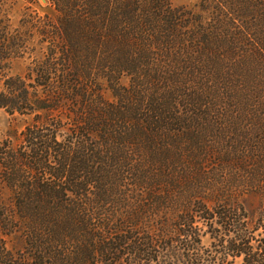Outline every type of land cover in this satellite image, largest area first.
I'll return each instance as SVG.
<instances>
[{
  "label": "trees",
  "instance_id": "1",
  "mask_svg": "<svg viewBox=\"0 0 264 264\" xmlns=\"http://www.w3.org/2000/svg\"><path fill=\"white\" fill-rule=\"evenodd\" d=\"M48 3L0 0V264H264V0Z\"/></svg>",
  "mask_w": 264,
  "mask_h": 264
},
{
  "label": "rangeland",
  "instance_id": "2",
  "mask_svg": "<svg viewBox=\"0 0 264 264\" xmlns=\"http://www.w3.org/2000/svg\"><path fill=\"white\" fill-rule=\"evenodd\" d=\"M198 0H171L173 7L181 6H193ZM10 18L14 25H16L20 19L24 9L31 7V10L37 11L39 14H48L52 17L56 12L54 8L48 3H43L41 0H36L35 3H29L26 0H10ZM25 64L23 62H17L13 68L14 73H21L24 70ZM106 97L110 98V93H106ZM27 120L19 117L18 115H9L3 109H0V141L6 139L8 136L18 135L25 127ZM260 199L258 197L246 198L244 205L248 210H252L258 207ZM203 245L208 247L210 245L208 237L203 238ZM8 247L10 249L19 247L17 242H9Z\"/></svg>",
  "mask_w": 264,
  "mask_h": 264
},
{
  "label": "water",
  "instance_id": "3",
  "mask_svg": "<svg viewBox=\"0 0 264 264\" xmlns=\"http://www.w3.org/2000/svg\"><path fill=\"white\" fill-rule=\"evenodd\" d=\"M43 3H46L47 0H41Z\"/></svg>",
  "mask_w": 264,
  "mask_h": 264
}]
</instances>
